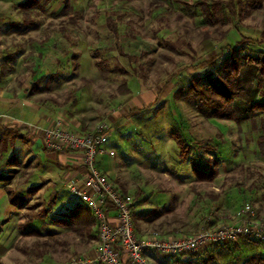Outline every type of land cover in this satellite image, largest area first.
Returning a JSON list of instances; mask_svg holds the SVG:
<instances>
[{"label":"rangeland","instance_id":"rangeland-1","mask_svg":"<svg viewBox=\"0 0 264 264\" xmlns=\"http://www.w3.org/2000/svg\"><path fill=\"white\" fill-rule=\"evenodd\" d=\"M25 1L0 0V54L3 59L12 57L10 62L14 61L12 73L2 79H8L6 84L11 82L13 90L27 88L33 94H40V100H53L58 105L69 101L70 108L88 110L92 100L99 97L100 107L107 109L116 97L123 96L125 74L133 72L145 76L151 85L180 73L178 87L183 84L185 93L194 77H202L203 81L210 75L222 79L228 73L222 58L211 71L206 64L197 65L195 61L199 57H215L222 46L233 45L240 39V34L251 38L245 44V55L256 57L262 52L264 56V0L257 8L245 7L238 19L231 20L225 12L212 24L204 20L203 8L189 12L178 0H69L67 10L63 0L49 4L36 0L39 6L30 10L21 7ZM26 13L30 16L29 25L24 22ZM121 18L119 31H113L108 21ZM26 25L29 29L24 31ZM232 29L237 30L231 32ZM225 31L229 34L222 41ZM226 55H230L229 51ZM242 77L246 94L232 105L236 120H207L195 102L177 100L183 113L178 117L185 128L169 122L170 116L168 121L163 119L168 109L163 114L161 109H151L145 116L153 118L155 115L150 124L152 132L144 131L137 135L140 139L134 136L130 144L125 145L121 175L117 180L109 179L135 198L140 195L135 208L150 207L146 203L153 197L151 207L158 206L166 212L159 219L162 227L155 224L139 228L147 230L144 236L160 234L163 239H169L195 235L203 226L223 224L221 218L235 215L234 211L246 206L264 220V158L256 147L260 134L252 129V114L244 115L253 101L264 99L261 95L264 81L259 86L254 70L247 65ZM33 81L38 88H33ZM74 98L78 102L76 106ZM258 116L264 117V113ZM172 131L189 134L192 146L189 157L193 160L180 158L177 141L169 137ZM13 135L12 131L5 136L8 149L0 160V179L11 174L12 169L18 173L23 169L18 159V164L5 165L7 159L21 150V147L12 149L9 144ZM24 152L26 156L30 153L25 145L21 157ZM193 162H197L202 171H209L212 164L218 163L219 174L215 181L200 182L192 178ZM11 184L16 185V189L20 183ZM10 190L13 191V187ZM17 193L14 190L13 196ZM35 194L27 192L19 198L16 196L23 211L14 216L10 228L11 249L0 264H67L71 258L92 256L96 243L86 235L81 237L72 230L54 228L52 222L40 220L48 215L46 209L52 215L51 220L59 212L55 214L57 210L48 204L41 208L42 200H34ZM34 217L40 221L35 224L37 228L29 223ZM212 218L216 223L213 224ZM32 228L39 229L41 234L28 235ZM95 229L97 232L98 228ZM241 245L235 252L207 247L196 261L198 264L205 260L210 264H243L254 257H264V241L258 246L247 242ZM237 257L241 261H237Z\"/></svg>","mask_w":264,"mask_h":264},{"label":"crops","instance_id":"crops-1","mask_svg":"<svg viewBox=\"0 0 264 264\" xmlns=\"http://www.w3.org/2000/svg\"><path fill=\"white\" fill-rule=\"evenodd\" d=\"M235 30L237 29H232L230 31L232 32ZM219 53H216L215 57H211L210 59L205 58L206 61L210 62L215 59ZM3 62V56L0 54V130L3 131L0 136L5 138L7 134L11 135L12 131L14 132L11 143L9 144L12 145V149L17 150L21 147V150L17 152V155L14 157H16L19 160V164L23 166V169L20 170L21 172L18 173L17 171L15 179L10 182L13 183L18 181L20 183L19 186L15 189L16 185L11 184L10 188L13 187V190L17 191L21 196L26 195L30 189H37L36 196L33 197V199L35 200L37 198V201L42 200L41 208H44L46 206L45 204L50 205L51 202L56 199L53 209L57 210L55 214L56 212L59 213H57L58 215H56L55 219L67 215L74 204L80 203V200L68 190V185L76 179L85 177L87 173L84 163V154H82L83 152L69 150L52 151L45 147V130L50 126L52 127L57 119H62L64 124L75 132L94 130L96 124L102 119H105L109 125L107 141L104 143L103 152L97 156V162L100 170L105 175L107 174L110 178L115 180L121 175L122 166L124 164L123 161L125 160V145H129L134 136L140 139L141 136L137 137V135H141L144 131H146V134H149L150 131L152 132L150 124L155 115L153 118L147 117L145 116L146 111L158 108L157 110L161 109L160 111H162L163 114V111H167L168 109L163 119L166 118L168 121V118L172 117V120L170 119L169 122L182 126L179 118L183 113L181 112L179 102L173 98L181 80L180 73L174 74L169 80L166 78L154 85L148 84V82H150L149 79L147 80L145 76L138 75L136 72L125 74V83L131 91L129 95L122 96L121 98L116 97V99L113 100L114 103H110L107 109L100 107L99 104L101 100L98 97L92 100L93 104L88 105V110H84L73 108L72 106L70 108L68 106L69 101L67 104L61 106L54 103L53 100H40V94L31 95L30 89L27 88H25L24 91L11 89V82L6 84L8 79H2L12 73L5 76L2 75L1 65H3ZM206 65L208 66V64ZM64 73L65 76H68V73ZM72 100L75 103L74 106H76L78 103L76 98ZM58 107L61 108L59 109ZM178 115L180 117H178ZM3 127H6V129H3ZM172 134L173 131L170 133L169 137H171ZM23 145L27 146L30 153L26 156L24 152L21 157L20 153L23 151ZM29 156L34 158L30 159ZM190 160H192L190 157L186 159V161ZM191 172L190 176L196 178L193 168H191ZM175 174L177 175L178 173ZM0 193V199L2 200V204H0L1 260L3 257L5 258L11 249L9 248V240L13 238L11 237L13 234L10 228L14 216L16 212H21L23 210L17 209V207L15 208V206L11 204L9 196H7L8 192L6 187L3 186L2 183H0ZM152 198L148 201L149 203H146L149 204L150 207L142 205L141 208H135V211L139 214V216H137L139 217L137 223L140 229L144 225L148 227L149 225L156 224L159 228L163 225L159 219H161L164 214H160L158 217L149 215V212L153 209L159 208L158 206L151 207V203H153ZM234 212L238 213L239 211L237 210ZM51 216L52 215L48 212V215L40 220H42L43 223H53L55 219L51 220ZM115 217L116 211L111 210V222L116 223ZM213 220L212 218V221ZM220 220H222V218ZM215 221L216 220L213 221V224L216 223ZM38 222L40 221L37 217L29 219V223L34 228H37L35 224ZM53 226L55 228L56 225L53 224ZM146 231L145 229L140 230V235L144 236ZM94 233L97 235L96 229ZM256 240L263 241L264 239ZM95 243L97 244L98 241ZM96 247L97 245L92 253L93 255L95 254ZM204 250L195 255L178 258L158 257L155 254H150L148 256H150L154 264H184L188 261H196L199 259V255L204 253Z\"/></svg>","mask_w":264,"mask_h":264},{"label":"built area","instance_id":"built-area-1","mask_svg":"<svg viewBox=\"0 0 264 264\" xmlns=\"http://www.w3.org/2000/svg\"><path fill=\"white\" fill-rule=\"evenodd\" d=\"M108 126L104 121L93 131L75 132L59 118L45 130L46 148L83 152L86 176L69 183L68 190L90 209L98 228L95 254L71 258L67 264H154L148 255L178 258L216 245L264 239V220L249 207L222 218L221 225L203 226L195 235L169 239H163L160 234L140 237L133 217L134 197L123 192L98 166L97 156L103 152ZM111 210L116 211V223L111 222Z\"/></svg>","mask_w":264,"mask_h":264},{"label":"trees","instance_id":"trees-1","mask_svg":"<svg viewBox=\"0 0 264 264\" xmlns=\"http://www.w3.org/2000/svg\"><path fill=\"white\" fill-rule=\"evenodd\" d=\"M46 4L51 3L54 0H44ZM180 4L187 9L189 12L196 8H203V17L206 23L212 24L217 18V16H222L225 14V12L228 14L229 18L238 19L243 15V11L246 8H257L262 4V0H218V1H211L210 3H203V2H196V3H190L186 0H178ZM64 9L67 10L70 8L69 0H63ZM37 6H39V1L36 0H27L21 4V7H23L25 10L34 9ZM241 12V13H240ZM229 19H227L228 21ZM119 21H122V18L119 20H112L110 19L108 22L111 25V28L113 31L118 32L119 31ZM25 24H30V16L28 13L25 14ZM27 26V25H26ZM28 26L25 27L23 30H28ZM23 31V32H24ZM228 31H225L224 35H222V41L227 38ZM240 39L236 41L233 45L227 44L221 47L219 55L211 60L210 62H207L206 59H201L200 57L198 60H196L195 64H208L209 71L216 68L218 65L219 59L222 58L223 62H225L224 65H226V68L228 70V73L224 75L222 79H218L214 76H209L206 81H203L202 77H194L190 79V83L188 84L187 93L184 92V86L183 84H180L179 87H177L174 97L175 100L182 101L183 99H189L190 101H193L196 103L197 108H200L203 112V115L208 119H220V120H236L235 111L232 108V105L237 102V100L241 99L245 94V79L242 77V70L245 67V65L252 67L254 70L257 83L259 86H261L262 81H264V56L263 53L260 52L256 57L250 56L248 54L245 55V44L246 42L251 41V38L240 34ZM206 38H209L206 36ZM230 53V55H226L227 53ZM227 52V53H226ZM225 54V55H224ZM224 57V58H223ZM12 57H7L4 59L2 66V75H8L13 71V64L14 62H10V59ZM124 91L121 92L123 96H127L130 94L129 87L126 83L122 85ZM33 88L36 89L35 81H33ZM33 95V93H31ZM264 98V93L261 94ZM64 104H67V101L64 102ZM63 104V105H64ZM62 106V105H61ZM249 109L244 110V115H249V113L252 114V129L254 132L259 133L258 137V153L259 155L264 158V117L258 118L259 114L264 113V99L263 100H256L253 101V103L250 104ZM246 118V117H245ZM181 129H183V125L180 126ZM3 129H6V127H3ZM185 133V134H184ZM183 134H180V132L173 131L172 138L175 139L178 143L179 150H180V158L186 160L189 157V154L191 152V142L189 141V134H186L184 132ZM182 135V136H181ZM8 143L5 138L3 139L2 136H0V160L2 159V155L7 152L8 149ZM202 144V143H200ZM210 151L211 149H207ZM193 160V159H192ZM14 164H18V160L16 157H11L5 161V165L11 166ZM192 168L194 172V176H196L197 180L200 182H209L212 183L217 178V174H219V164L214 163L211 166V169L209 171H202L199 167V165L196 163H192ZM17 173V170H11V174H9L7 177L1 178L0 182L3 184V186L6 187V190L8 192L9 200L15 208L22 209V205L17 202V198H19L21 195L17 193L16 196H13V191L10 190V182H12L13 179H15V174ZM121 188V187H120ZM123 192L127 194H131L124 188H121ZM37 189H30L28 192H36ZM135 199V206L137 205L136 198H138L140 195H137L136 198L133 194H131ZM218 199V197H215ZM56 199H54L51 204L49 205L50 208H53L55 205ZM160 208H155L151 212H149V215L152 217H158L160 214L166 213L162 212ZM46 212L48 213V209H46ZM168 213V212H167ZM139 214L134 211V221H135V228L136 232L139 229L138 226V219ZM53 224L56 226H59L63 229L72 230L79 234V236L84 237L86 235L89 240L91 241H98V232L97 235L94 233L95 228L97 227L96 220L94 219V216L90 209L85 206L83 203H76L72 206V208L68 211L67 215L55 219L53 221ZM138 233H140V230H138ZM28 235L33 234H41V231L37 229H33L27 233ZM141 237V236H140ZM143 237V236H142ZM249 243L254 246H257L259 242H262L261 240L256 239H247L242 240L239 243L231 244V245H216L212 247H218V248H224L229 251H238L241 248L242 243ZM264 241V240H263ZM237 261H241L237 257ZM264 263V257H254L248 261H246L243 264H256V263ZM184 264H198V261H188ZM201 264H210L208 260H205V262H201Z\"/></svg>","mask_w":264,"mask_h":264}]
</instances>
